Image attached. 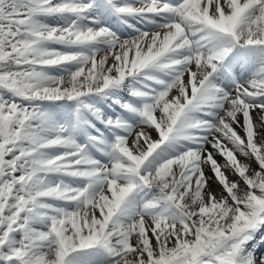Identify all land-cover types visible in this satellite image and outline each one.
Listing matches in <instances>:
<instances>
[{"label": "snow or ice", "instance_id": "obj_1", "mask_svg": "<svg viewBox=\"0 0 264 264\" xmlns=\"http://www.w3.org/2000/svg\"><path fill=\"white\" fill-rule=\"evenodd\" d=\"M0 264H264V0H0Z\"/></svg>", "mask_w": 264, "mask_h": 264}]
</instances>
